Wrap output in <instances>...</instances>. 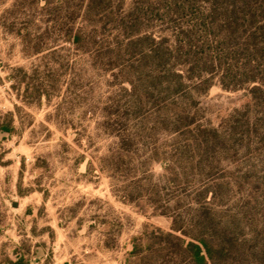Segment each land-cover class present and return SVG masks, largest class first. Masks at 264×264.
<instances>
[{
    "label": "rangeland",
    "instance_id": "1",
    "mask_svg": "<svg viewBox=\"0 0 264 264\" xmlns=\"http://www.w3.org/2000/svg\"><path fill=\"white\" fill-rule=\"evenodd\" d=\"M41 5L0 0V264H123L131 238L140 235L144 223L169 229V216L146 215L151 209L142 200L120 199L123 187L135 178L142 181L145 172L137 166L135 176L122 178L127 166L112 172L111 156L117 153L119 163L131 159L135 164L146 158L153 142L161 158L183 152L195 162L199 151L192 145L180 151L184 139L167 130L163 114L151 105L144 118L155 127L153 135L139 134L129 155L118 151L113 132L135 129L134 98L174 99L197 118V127L216 132L215 146L205 157L215 170L189 171L185 187L167 186L161 163H147L171 206L170 216L186 220L192 198L211 186L210 206L220 223L240 240H250L253 230L264 237V111L248 105L249 89L261 81L247 82L241 59L231 58L229 50L221 63L200 65L199 75L191 78L186 48L163 65L148 63L141 74L124 68L138 64L133 49L123 51L126 44L145 32L155 40L166 37L173 46L176 33L193 28V43L205 42L206 51L214 47L222 28L205 37L201 24L207 3L123 0L121 15L135 8L137 25L109 33L105 41L114 50L94 56L65 42L57 26L46 23ZM36 45L48 49L30 53ZM106 58L116 67L110 69ZM263 67L255 71L260 79ZM173 197L180 198L178 208Z\"/></svg>",
    "mask_w": 264,
    "mask_h": 264
},
{
    "label": "trees",
    "instance_id": "2",
    "mask_svg": "<svg viewBox=\"0 0 264 264\" xmlns=\"http://www.w3.org/2000/svg\"><path fill=\"white\" fill-rule=\"evenodd\" d=\"M202 1L208 5L205 12L206 20L201 24L205 37L209 36L215 28H222V35L216 38L214 47L209 46L210 48L206 51L202 49L203 45H206L205 42L193 43L191 37L193 28L176 33L172 40L173 46L168 43V38L161 37L155 40L153 34L145 32L129 39L126 44L123 51L133 49L138 55V64L131 66L132 70L129 65L124 68L130 72L138 71L141 74L145 72L148 63L163 65L170 60L173 53H180L186 48L188 50L185 52L186 71L189 73L188 78H191L194 77V73L199 75L196 71L201 70L200 65H203L204 69L207 65L212 67L217 62L221 63L223 58L226 59L225 57L228 56L227 50H229L231 58L238 55V60L241 59L247 82L261 81V84L253 85L249 89L251 98L248 99V105L262 108L264 111V72L261 79L255 75L260 64L264 66V0ZM39 2L42 4L41 9L46 16V23L52 27L57 26L65 42L92 56L99 55V53H110L114 50L105 41L109 33L114 30L125 31L127 27L134 30L132 27L137 25L138 15L135 8L126 15H121L123 0H119L118 3L113 0H74L71 4L68 0H23V7H31L32 4ZM217 15H221L222 19L217 21ZM26 36H29V33H23L25 45ZM193 44L197 45L200 50L192 51ZM45 49L48 48L36 45L30 53L37 54ZM212 53L215 55L214 59L207 60ZM118 55L119 53L115 55V58ZM105 63L110 69L117 65L108 58ZM176 76L181 78L180 73H176ZM123 79L131 82L130 78ZM205 87L207 89L208 85L206 84ZM149 101L152 103L148 104ZM148 105L156 107L157 115L163 114L164 123L166 122L168 126L167 130L184 139L185 146H182L180 151L192 145L199 152L195 162L193 161L194 156L189 157L183 152L172 155L170 158H161L153 142L146 158L135 164L131 159L125 163H119L120 154H112L111 158H117L112 159V172H120L118 169L121 166H127L121 170L127 174L122 178H128L131 174L135 176L137 166L144 169L143 173L145 172L142 181L140 178H135L123 187L120 199L124 202L142 200L151 209L146 215L169 216L171 221L167 230L144 223L140 235L131 238L130 249L123 264H264V237L260 239L263 231L260 233L253 230L251 239L247 241L235 236L229 226L217 220L210 206V200L215 197L211 186L204 185L202 190L192 198L194 207L191 214L186 220H182L179 214L170 216L171 206L160 194L162 187L152 181L149 168H147V163L151 161L161 163L165 184L173 188L186 186L185 181L189 171L211 173L215 170L213 165L206 163L207 158L205 157L206 151L215 146L216 132L197 127V118L190 115L182 103L168 98H134L130 108L134 113V119L137 120L134 124L135 129L130 131L124 127L115 128L113 132L118 140V151L121 150L129 155V152L133 153L130 146L139 134L143 133L148 137L153 135L155 127L148 126L144 118L149 113ZM261 117L264 118V112ZM116 121L120 120L116 119ZM114 125L118 127L117 122ZM253 127L257 128L255 122ZM209 192H211V198L207 200ZM173 201L174 207L178 208L180 198L173 197ZM250 242H258V245L254 247ZM106 247L111 246L106 245Z\"/></svg>",
    "mask_w": 264,
    "mask_h": 264
},
{
    "label": "water",
    "instance_id": "3",
    "mask_svg": "<svg viewBox=\"0 0 264 264\" xmlns=\"http://www.w3.org/2000/svg\"><path fill=\"white\" fill-rule=\"evenodd\" d=\"M12 205H13V206H16V203H15V202H13V203H12Z\"/></svg>",
    "mask_w": 264,
    "mask_h": 264
}]
</instances>
